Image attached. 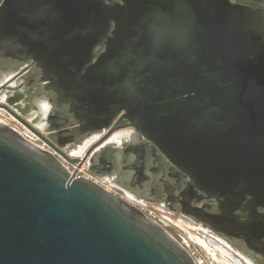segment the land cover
<instances>
[{"label": "water", "instance_id": "obj_1", "mask_svg": "<svg viewBox=\"0 0 264 264\" xmlns=\"http://www.w3.org/2000/svg\"><path fill=\"white\" fill-rule=\"evenodd\" d=\"M5 43L56 77L59 104L47 119L12 77L0 84V111L50 149L0 123V264H196L58 158L103 165L126 128L218 202L213 229L264 240V0H0V58ZM65 101L78 135L110 130L83 157L68 154Z\"/></svg>", "mask_w": 264, "mask_h": 264}, {"label": "flooded vegetation", "instance_id": "obj_2", "mask_svg": "<svg viewBox=\"0 0 264 264\" xmlns=\"http://www.w3.org/2000/svg\"><path fill=\"white\" fill-rule=\"evenodd\" d=\"M16 47L18 51L14 52L11 51L12 48L7 43L4 45V58H0V84L12 77L11 80L15 81L12 92L16 94L31 93L30 95L34 96V103H37V100L39 102L43 100L45 109L48 111L47 119L56 118L59 104V95L53 89L56 77L39 66L38 63L31 61V59L27 60L29 55L26 53L28 51L25 45L19 44ZM99 52L101 51L98 49L96 53ZM64 108L65 110L59 111L65 115L60 120L65 122V128L68 127L66 130L70 133L68 136L69 156H72L71 153L86 140L97 136L93 143L95 144L110 132V130L104 129L93 134L78 135L75 132V129L78 128V122L74 118L68 122V116L72 117V114L68 112V101L64 102ZM0 123L22 134L29 144L50 151L49 147L38 137L25 134V131L28 130L4 111H0ZM53 126H56V123L49 124V129ZM111 136V138L116 136L115 143H108V145L101 147L99 152L111 153L113 159L103 165H91V167L86 163L81 168H77L76 165L58 158L71 174L76 172L75 179L91 180L92 178V181L97 182L117 196H128L126 192H129L134 197L131 200H135L140 205L143 204L144 208L153 210L158 215H165L168 226H159L172 238L174 237L168 232V228L176 227L183 233L186 232L185 229L187 232L189 229L200 230V237L191 239L189 236V240L183 239L182 242L174 238L192 257L194 253L188 249L190 242L204 250L213 260V264H218V259L230 264H264V240H257L256 245H254L252 242L247 243L228 237L207 224L205 220H211V217L220 214L218 202L207 193L195 188L190 177L172 164L153 143L146 140L137 142L136 131L132 128H126ZM132 156L133 159L130 158ZM132 171H134L135 176L139 175L138 182L140 183H134L130 180L133 176ZM142 186L144 187L142 188ZM137 206L139 205L135 207ZM258 213L263 214L264 211L259 210ZM174 220L178 223H175ZM196 239L204 240L216 254L217 259L199 245ZM217 248L223 249L227 255L221 254L220 251L216 250ZM256 248L258 251H255ZM193 259L196 262L194 257Z\"/></svg>", "mask_w": 264, "mask_h": 264}, {"label": "rangeland", "instance_id": "obj_3", "mask_svg": "<svg viewBox=\"0 0 264 264\" xmlns=\"http://www.w3.org/2000/svg\"><path fill=\"white\" fill-rule=\"evenodd\" d=\"M13 120H14V118H13ZM25 134H31V133L29 131H25ZM91 180H92V178H91ZM174 222L178 223L176 220H174ZM185 231L186 232L183 233L181 230H179V228H176V227L168 228V232L179 242H182L183 239L189 240V236L191 237V239L194 237H200L199 233L201 234V231L197 230V229H195V230L189 229L188 232H187V229H185ZM188 249L191 253H194L193 257L196 259V263L198 260V262H202L203 264H213V260H211V258L204 252V250L199 248L196 244H192L190 242V247H188ZM222 261L223 260L218 259V264H226L227 263V261H226V263L222 262ZM227 264H230V263H227Z\"/></svg>", "mask_w": 264, "mask_h": 264}, {"label": "bare ground", "instance_id": "obj_4", "mask_svg": "<svg viewBox=\"0 0 264 264\" xmlns=\"http://www.w3.org/2000/svg\"><path fill=\"white\" fill-rule=\"evenodd\" d=\"M41 101L39 102V100H37V104L44 111L45 110V105H44L43 100H41ZM115 137L110 139L109 144L115 143V140H114ZM96 138H97V136H93L92 138L86 140L81 146H79V148H77V150H75V151H73L71 153L72 156L73 157H83V155L85 154L86 150L95 142ZM196 240H197V243L199 245H201L203 248L208 250V252L213 256V258L217 259L216 254L213 252V250L209 247V245L204 240H202V239H196ZM216 250L220 251L221 254H223V255H227L226 252L223 249H221V248H217ZM197 263L198 264H203L202 262H198V260H197Z\"/></svg>", "mask_w": 264, "mask_h": 264}, {"label": "built area", "instance_id": "obj_5", "mask_svg": "<svg viewBox=\"0 0 264 264\" xmlns=\"http://www.w3.org/2000/svg\"><path fill=\"white\" fill-rule=\"evenodd\" d=\"M46 147V146H45ZM42 148V147H41ZM122 198H124L125 200L128 201V203L132 204V205H139L137 206L141 211L144 212V214H146V216L153 221L155 224L161 225L163 227L168 226V222H167V217L165 215H158L156 212H154L153 210H148L146 208L143 207V204L140 205L138 204L135 200H131L132 198L129 196H125V195H120ZM198 264V263H196Z\"/></svg>", "mask_w": 264, "mask_h": 264}, {"label": "crops", "instance_id": "obj_6", "mask_svg": "<svg viewBox=\"0 0 264 264\" xmlns=\"http://www.w3.org/2000/svg\"><path fill=\"white\" fill-rule=\"evenodd\" d=\"M126 193H127V195H128L129 197L134 198V197L132 196V194H130L129 192H126Z\"/></svg>", "mask_w": 264, "mask_h": 264}]
</instances>
